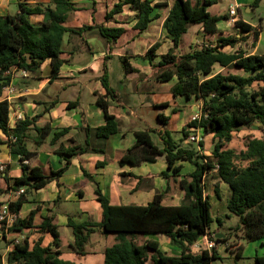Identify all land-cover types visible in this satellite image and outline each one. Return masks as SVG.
<instances>
[{"label": "trees", "instance_id": "trees-1", "mask_svg": "<svg viewBox=\"0 0 264 264\" xmlns=\"http://www.w3.org/2000/svg\"><path fill=\"white\" fill-rule=\"evenodd\" d=\"M216 0H173L164 27L173 45L169 51L156 61L157 50L161 46L156 42L148 49L146 58L153 66L152 76L161 82L172 81L171 92L175 97L196 98L202 104V116L191 120L181 131V138H176L174 132L165 128L158 130L149 128L136 132L137 140L121 157L120 163L141 165L144 162H155L164 156L167 169L161 176L167 180L180 177L183 168L180 161L194 165V170L178 180L185 195L180 205H166L165 191L157 192L154 199L147 205H115L103 193L96 183L95 193L102 206L101 221L75 222L69 218L74 240L72 249L80 254L87 253L86 247L92 233L102 229L105 233H114L116 241L105 250L103 264H212L219 257L218 246L224 238L213 236L211 224L215 221L212 213L210 196L205 193L206 179L211 173L227 183L230 195L227 197V217L237 216L240 224L236 229H244L243 239L259 241L264 247V137L247 139L246 148L236 150L228 145L234 139V133L244 127L256 123L264 126V53L249 54L238 48L233 52L226 47L235 48L246 41V37L235 35H219L215 42H208L202 47H195L190 52L179 54L182 38L191 24H200L207 33L219 34L218 22L227 19V15L218 16L209 11ZM260 0H256L258 4ZM163 5V4H157ZM19 12L0 15V129L8 137L0 140V147L7 144L10 151L19 155V165L23 174L17 178L8 176V169H0V176L7 182L5 188H0V196L18 193L24 189L14 201H1L0 209L8 204L9 212L16 216L11 227L7 221L0 220V234L6 238L7 231L21 232L25 229H36L42 234L49 233L53 237L52 245H44L40 237L33 246L28 239L15 244L8 254L7 264H71L62 258L61 233L55 223V215L49 212L42 217L40 223L35 219L39 207L32 209L27 216L22 217L23 206L33 200L34 191L42 189L52 181L59 179L69 169L72 159L88 152H104L100 148L86 144H76L59 151L63 166L52 170L47 175L42 167L35 164L37 150H30L27 139L33 137L37 146L43 144L52 134L51 143L57 142L72 128L55 130L50 123L39 126L40 116L19 119L15 127L10 126L11 102L4 94L9 86L14 70H26L30 74L39 75L43 66L49 62L52 77H56L67 62L63 58V41L67 34L83 36L89 29H98L113 52L118 40L127 33V28L116 25L95 23L81 27L66 25L70 15L83 7L73 0H50L48 3L32 4L28 0H18ZM130 6L138 12L134 30L138 34L146 31L150 24L160 14L155 13L156 4L153 0H118L105 15L107 22L115 21L117 14ZM41 15V22H34L33 16ZM241 32H251L253 27L242 20L236 22ZM255 41L259 31L254 30ZM105 58L103 73L100 77L106 95L99 96L97 104L102 108L106 123L96 128L99 138L107 139L119 132L117 117L110 113L111 99H118L116 90L109 78V68ZM122 65L127 73L138 72L127 56H121ZM220 65L218 71L216 66ZM77 101L69 106L77 107ZM169 106L168 103L162 104ZM83 119L85 120V114ZM159 119L167 126L169 117L159 114ZM201 130L202 139L198 146L185 144L191 136V128ZM88 134L89 126H84ZM35 132V134L33 133ZM157 134V137L155 135ZM212 134L215 146L211 155L202 153L205 150V137ZM90 135V134H89ZM87 178L93 176L85 172ZM215 192L221 196L219 185ZM220 223L222 219L216 218ZM161 233L169 238L171 244L180 249L179 255H171L163 251L160 242L147 239L140 242L145 234ZM204 235H209L216 245L211 251L202 248L193 249V245ZM240 252L238 256H240ZM257 264H264V255H256Z\"/></svg>", "mask_w": 264, "mask_h": 264}, {"label": "crops", "instance_id": "crops-1", "mask_svg": "<svg viewBox=\"0 0 264 264\" xmlns=\"http://www.w3.org/2000/svg\"><path fill=\"white\" fill-rule=\"evenodd\" d=\"M11 1L0 0V15L11 14ZM16 1L18 2V0ZM28 1L35 4L39 2L48 3L50 0ZM73 1L83 7L81 10L84 13L89 11L90 5L98 13L100 11L99 5L105 4L107 7L106 15L118 0ZM153 1L156 3L155 13H159L160 16L150 24L146 31L138 35L133 29L137 22L138 12L136 10H134L135 17L133 16L134 18L131 21L124 22L117 19V15H124L126 7L133 10L130 6H126L122 13L117 14L114 18L115 21L107 22L104 16V20L98 22L96 16L90 14V20L88 22L84 21L83 24H70L69 20L66 23V25L71 27L104 23L109 26L116 25L127 28V33L118 40L113 52L109 51V45L101 37L98 29L93 28L85 31L82 37L72 34L65 35L62 56L67 62L56 77H52L49 62L44 64L42 72L39 75L30 74L25 77L18 70L12 72V80L9 85L14 90L10 94L9 99L12 104L10 112L11 127H15L17 121L26 116H40L37 121L39 126L50 123L55 130L72 128L70 132L62 136L54 144L51 143L54 133L39 146L35 144L33 137L27 139L28 148L30 150H37L38 153L35 164L42 167L45 174L49 175L52 170H58L63 166L59 155V151L63 147L67 148L76 144L84 145L89 140L91 146L104 150V152L84 153L73 158L69 169L64 175L52 181L46 187L34 191L32 194L33 200L26 203L21 211V216L25 217L32 209L39 207L40 210L35 219L37 224L49 212L55 215V223L59 226L61 233L62 246L60 250L62 251V258L71 262V264H103L106 248L116 241L114 233H105L102 229H97L90 237L85 255L76 253L71 247L74 236L71 227L68 226L69 218H72L77 223L89 220L98 222L102 219V206L97 200L95 193L96 183L100 185L103 193L115 205H147L154 199L157 192L165 191L170 185V190L165 194L164 203L166 205H180L183 202L185 192L178 180L184 178V176L194 170V165L191 163L180 161L179 164L183 165L181 176L171 177L167 180L161 176V173L168 166L164 156L155 162L147 161L141 165L131 163L123 165L119 162L122 155L135 144L137 131L149 128H156L158 130L167 128L178 133L192 120L195 114L202 111V104L196 98L175 97L172 94L171 88L177 81V78H174L172 81L161 82L152 76L153 66L146 58L148 49L156 42L161 43V46L157 50L158 57H156V61H158L173 45V41L168 36V32L164 27V22L169 11L163 17L160 8L164 5H157L159 3L155 2V0ZM191 1L193 4L196 2V0ZM255 1L216 0L209 7V11L218 16H228L227 19H221L218 22L220 33H207L202 25L191 24L188 27L187 33L184 34L179 48H181L184 40L189 44V50L184 52L187 53L195 48L191 44H195L201 40L215 42L217 37L222 34L238 37L243 35L247 38L246 41L239 43L235 48L226 47L225 50L232 48V51L229 52H233L238 48H242L249 54H263L264 0H260L258 4H255ZM96 5H98V9ZM232 7L237 10V15L235 16L230 12ZM17 12H19V9ZM162 18L163 20L160 21ZM255 18L257 21H255ZM42 19L41 15L32 17L34 22H41ZM239 20L250 24L253 27V31L242 33L240 27L236 25V22ZM254 30L259 31V37L256 41L254 39ZM84 51L89 52L90 59L85 61V63H79L80 61L76 63V56H79ZM109 56L110 59L107 60V65L109 60L113 58L127 56L132 66L138 69V72L127 73L125 71L127 74L124 76V79H120L117 84L112 80V74L109 72L110 83L116 90L118 97V99L108 98L110 101L109 111L117 117L119 132L104 139L99 138L96 133V128L106 123L104 111L97 104V99L99 96L106 95V90L100 77L103 73L105 58ZM139 59L142 61L137 62ZM217 66L219 67V69L217 68L219 71L221 67L220 65ZM101 68L102 72H100ZM4 94L7 96L8 92L5 90ZM75 101L79 103L77 107L69 106L70 102ZM164 103H168L169 106H163L162 104ZM137 108H139V111ZM83 112L85 120L83 119ZM159 114L169 117L167 126L162 124ZM83 123L84 126L91 128L90 135L83 128ZM191 131H194L200 140L203 138L202 134H200L201 130H193L191 128ZM155 137H157V134ZM211 137L214 139L212 134L204 138L206 141L205 148L207 147L208 139ZM188 139L184 143L192 144ZM0 140H8V137L1 129ZM193 144L198 146L197 143ZM205 152L208 151H202V153ZM17 164H19V155L12 153L7 144L1 145L0 169L7 168L8 176L17 178L23 174L22 169L16 166ZM85 172L93 176V180L87 178ZM216 180H218L219 188H225L228 185L218 178ZM6 185V180L3 176H0V188H5ZM205 193L207 194L206 190ZM18 196V193L4 194L0 196V200L14 201ZM220 197L218 196V199ZM211 203L213 217L218 218L219 216H215L213 211L214 202L212 200ZM227 213L228 209L224 214ZM14 217L16 218L15 215ZM223 225L224 222L221 226ZM214 230L211 229V231ZM28 232L31 233L27 237L25 234ZM215 232L216 235L221 234L220 228L216 229ZM40 237L43 238L44 245H52L53 237L49 233L42 234L36 229H25L21 232L7 231L6 238H0V241H3L0 243V253H2L0 264H7L8 254L14 249L16 243L22 239H28L30 246H33ZM12 239L15 241L10 242ZM139 239H141L139 240L140 242L147 239L157 240L160 242L162 250L171 255H179L181 252L177 246L171 244L169 238L161 233L145 234L140 236ZM208 240H211L209 235L202 236L197 241V244L193 245V249L199 251L205 248ZM255 242L260 243V247H263L261 242Z\"/></svg>", "mask_w": 264, "mask_h": 264}, {"label": "rangeland", "instance_id": "rangeland-1", "mask_svg": "<svg viewBox=\"0 0 264 264\" xmlns=\"http://www.w3.org/2000/svg\"><path fill=\"white\" fill-rule=\"evenodd\" d=\"M157 3H161L164 6L160 8L161 13L163 14V17L166 16V14L169 11L170 5L173 3V0H155ZM156 4V3H155ZM98 9V5H96ZM19 9L18 2L16 0H12L10 4V12L11 14H16ZM99 12L96 13L94 11V8L92 5H90L89 11L84 13L83 10L75 11L70 15L69 22L70 24L80 25L83 24L84 21L88 22L90 20V14L96 16V20L98 22H102L104 20L105 12L107 10V7L105 4L99 5ZM214 11V10H213ZM96 15H95V14ZM135 17L134 10L130 9L129 7H126V11L124 15H117V19L121 21H131ZM163 20L160 19V21ZM255 21L257 19L255 18ZM200 33V32H198ZM182 43L181 48L177 50V52L184 53L189 50L188 43L185 42ZM208 43L212 41L208 40H201L196 42L195 44H191L193 47H200L203 43ZM228 51H232V48H227ZM90 59V54L87 51H84L79 56H76V63H85V61H88ZM142 60L139 59L137 62H141ZM109 69L112 74V80L115 82V84L119 83L118 81L120 79H124V76L127 74L123 68L122 60L118 58H113L109 60L108 62ZM219 69L217 66L216 69ZM102 72V68L101 71ZM122 76V77H120ZM8 96V95H7ZM139 111V108H137ZM153 121V120H152ZM154 122V121H153ZM34 133V132H33ZM181 132H174V135L176 138H180ZM196 133L193 131L191 132V135H195ZM201 134V133H200ZM251 137H264V126L261 123H256L251 127H244L240 131L234 133V139L233 141L228 145L229 148H234L238 151L243 150L246 148L245 144L247 142L248 138ZM178 138V139H179ZM191 143H197L193 142L191 139H188ZM215 139L212 137L208 139L207 147L205 148L206 151L204 154H212L214 146H215ZM16 166H19L17 164ZM21 168V167H20ZM216 173H211L207 179H206V192L208 195L211 196V200L214 202V208L213 211L215 213V216H219L222 221L224 222V225L221 226V224L216 218L215 221L211 224V229L213 236H216V229L220 228V233L224 236H227L226 241L220 242L218 246L219 250V257L216 259H213L212 264H257L256 262V255L263 256L264 255V248L260 247V243L258 242H252L248 241L246 239L242 238V235L244 234V229H236V225L240 224L239 218L237 216L227 217L224 212L227 210L226 207V199L229 195V189L228 185L225 188H219L221 191V197L218 199V196L215 192V186L218 185V180ZM221 199V200H220ZM31 232H28L25 234V236H29ZM27 236V237H28ZM24 240V239H22ZM141 240V239H139ZM15 241L12 239L10 242ZM3 241H0V243ZM241 246V247H240ZM237 252H240V256H238ZM0 260H2V253H0Z\"/></svg>", "mask_w": 264, "mask_h": 264}, {"label": "built area", "instance_id": "built-area-1", "mask_svg": "<svg viewBox=\"0 0 264 264\" xmlns=\"http://www.w3.org/2000/svg\"><path fill=\"white\" fill-rule=\"evenodd\" d=\"M230 12L234 16L237 15L236 8L232 7ZM203 45H207V43H203L200 47H202ZM18 71H20L22 73V75L25 76V77L30 75V73L28 71H26V70H18ZM5 90L8 92L7 98L9 100L10 99V94H12L14 90H13V88L11 86L5 87ZM201 116H202V111L200 113L195 114L192 117V120L199 119ZM193 130H200V129H196V128L193 127ZM189 139H191L193 142H198V143L200 141V138H199L198 135H191L189 137ZM23 191H24V189H21L18 192V194H20ZM14 218H15L14 215L9 212L8 204L3 205L1 207V209H0V220H6L7 221V226H6L7 228L12 226V224L14 222ZM0 238H2L1 234H0ZM196 244H197V242L194 245H196ZM215 245H216L215 241L208 240L206 242V244H205V248L208 249L209 251H211Z\"/></svg>", "mask_w": 264, "mask_h": 264}, {"label": "water", "instance_id": "water-1", "mask_svg": "<svg viewBox=\"0 0 264 264\" xmlns=\"http://www.w3.org/2000/svg\"><path fill=\"white\" fill-rule=\"evenodd\" d=\"M223 236H224V235H222V234H217V235H216V237H217V238H220V239H221Z\"/></svg>", "mask_w": 264, "mask_h": 264}]
</instances>
